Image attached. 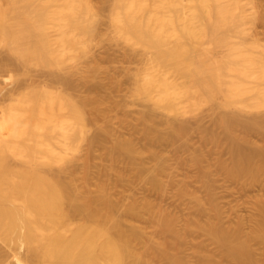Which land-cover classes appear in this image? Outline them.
Listing matches in <instances>:
<instances>
[{
  "label": "bare ground",
  "instance_id": "bare-ground-1",
  "mask_svg": "<svg viewBox=\"0 0 264 264\" xmlns=\"http://www.w3.org/2000/svg\"><path fill=\"white\" fill-rule=\"evenodd\" d=\"M57 1L0 0V77L7 75L10 79V85L0 87V98L31 96L25 109L21 108L23 104H8V120L0 117V264H187L184 256L172 248L196 228L209 232L235 264H261L263 260H259L252 240L264 249V208L260 216L253 217L248 232L240 221L231 227L215 219L197 218L189 220L181 231L176 216L155 213L158 237L142 248L135 242L136 229L124 228L121 220L130 213L139 216L140 210L115 203L104 186L97 191L91 189L88 171L81 189L73 174L57 162L49 138L37 134L46 127L47 117L64 111L77 131L88 132L92 143L97 140V130L109 131L112 121L111 105L99 90L102 81L98 66H91L85 74L83 90L72 80L74 72L65 64L66 53L55 58L46 46L50 23L47 8ZM191 1L194 19L203 30L200 39L175 4L171 16L161 19L150 11L139 15L145 9L141 0H81V4L63 0V15L70 26L86 32L97 27L112 28L124 45V60L128 57V62L136 56L137 46L147 49V57L162 74L159 84L148 75L139 78L131 74L141 85L138 113L146 125L156 120L155 111L149 108L155 99V87L163 91L155 101L169 106L175 102L167 92L170 80L166 70L174 68L197 84L210 105L209 116L231 138L226 146L231 159L223 168L225 174L239 182L256 180L264 169V152L259 153L263 157L249 152L236 139H247L258 128L264 130V125L246 110L257 107L259 101L248 98L252 90L245 85L246 44L236 35L243 25V11L230 8L226 0ZM257 17L264 23V12ZM106 38V42L111 41ZM120 102L112 103L121 107ZM199 113L202 121L203 113ZM171 123L170 137L188 144L190 126L175 119ZM146 130L154 140L149 127ZM204 132V137L218 141L214 132ZM133 144L120 141L132 162L141 165L144 178L159 182L165 162L160 161L154 168L145 166L142 150ZM42 147L52 161L50 171H40L36 166L34 156ZM22 152L29 154L28 160H23ZM203 156L198 150L192 153L195 161ZM13 162L19 167L11 165ZM191 195L198 211H206L202 198L196 192ZM203 260L215 264L211 255H204Z\"/></svg>",
  "mask_w": 264,
  "mask_h": 264
},
{
  "label": "rangeland",
  "instance_id": "rangeland-1",
  "mask_svg": "<svg viewBox=\"0 0 264 264\" xmlns=\"http://www.w3.org/2000/svg\"><path fill=\"white\" fill-rule=\"evenodd\" d=\"M74 1L76 4L82 3L81 0ZM226 1L230 8H241L243 11V25L236 35L246 44L243 48L246 55L245 85L252 90L248 98L259 101L257 107L246 110L264 125V23L257 17L259 12H264V0ZM141 2L145 9L140 10L139 15L150 11L161 19L171 16L172 5L175 4L179 15L194 31L196 38L202 37L203 30L194 19L191 0ZM63 4V0H58L47 8L50 23L47 26L46 46L55 58L66 53L65 64L74 72L72 80L83 90L85 74L91 66H98L102 81L99 90L107 96V103L111 105L112 121L109 131L102 128L97 130V140L92 143L88 140V132L77 131L64 111L58 110L52 117H47L46 127L37 131V134L49 138L57 162L73 174L76 185L81 189L88 171L91 189L97 191L100 186H104L115 203L133 205L140 210L139 216L130 213L121 217L124 228L136 229L138 232L135 242L139 247H148L150 241L158 237L154 214L159 212L176 216L181 231L192 218L200 221L215 219V222L231 227L240 221L246 232L250 231L251 220L260 216L264 208V169L258 173L256 180L248 178L239 182L227 177L223 168L231 159L226 147L231 138L209 116L210 105L204 100L200 87L174 68L166 70V77L170 80L167 92L175 102L169 106L155 101L163 92L160 87H155V99L150 101L149 108L155 111L156 120L146 125L138 113L137 100L142 94L141 85L131 74H138L139 78L148 75L156 85L159 84L162 74L147 57V49L139 45L133 60L129 58L128 62V57L124 60V45L112 28L106 30L97 27L92 32H86L72 27L63 15ZM171 32L174 33L173 27ZM106 37H110L111 41L106 42ZM8 85L9 77L1 76V89ZM7 97L0 98V117H4L3 120H8V104H23L21 108L25 109L31 98H22L18 94ZM115 100L121 101L122 106H113ZM200 111L203 113L202 121L199 118ZM172 119L190 126L188 144L177 143L170 137ZM148 127L154 138L160 139L149 138L146 134ZM204 130L214 132L218 141L204 137ZM247 137L238 136L236 139L249 152L258 155L264 152L263 129H255ZM125 140L142 150L141 160L145 166L154 168L160 161L165 162L164 172L158 175L159 182L144 178L141 165L132 162L121 147L120 141ZM194 150L204 154L201 161L193 159ZM34 157L40 171H50L52 161L46 158L43 147ZM22 158L28 160L29 154L22 152ZM11 165L16 166L14 162ZM4 182L9 186L7 180ZM191 192H196L202 198L206 211H198ZM252 244L255 251H259L257 255L259 260H263L262 264L263 245L256 240H252ZM173 247L172 251L181 253L187 264H205L202 261L204 255H211L215 264H235L233 259L222 253L221 246L212 235L201 228L190 231L186 239Z\"/></svg>",
  "mask_w": 264,
  "mask_h": 264
}]
</instances>
